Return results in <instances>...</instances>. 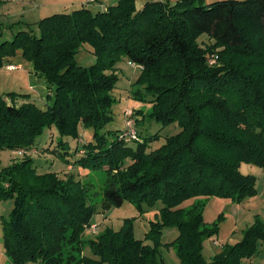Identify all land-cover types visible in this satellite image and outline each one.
Returning a JSON list of instances; mask_svg holds the SVG:
<instances>
[{
	"label": "trees",
	"instance_id": "obj_1",
	"mask_svg": "<svg viewBox=\"0 0 264 264\" xmlns=\"http://www.w3.org/2000/svg\"><path fill=\"white\" fill-rule=\"evenodd\" d=\"M136 1L118 0L97 12L83 6L54 13L40 19L38 32L21 29L0 42V68L17 66L12 58L20 52L55 87L47 107L30 94H0V149H32L55 125L60 139L52 152L69 165L107 169L105 207L162 202L146 233L154 243L135 237L129 219L119 230L106 228L86 239L95 206L84 189L73 190L79 186L74 177L65 182L55 171L39 172L32 157L6 166L0 159V201H15L2 220L12 264H166L159 247L167 226L179 230L168 244L181 264H254L264 221L256 217L241 241L206 260L204 241L219 228L204 211L210 196L242 203L257 192V178L240 166H264V72H249L252 61L264 59V0H146L140 7ZM204 34L212 44L201 45ZM85 44L97 57L87 67L76 61ZM213 52L251 60L244 67L229 61L213 66ZM124 57L142 69L134 97L151 103L156 121L180 126L154 150L153 135L138 132L130 142L123 129L103 132L114 119L115 64ZM84 128L92 136L71 150L66 138L79 140ZM87 245L95 256L85 254Z\"/></svg>",
	"mask_w": 264,
	"mask_h": 264
},
{
	"label": "rangeland",
	"instance_id": "obj_2",
	"mask_svg": "<svg viewBox=\"0 0 264 264\" xmlns=\"http://www.w3.org/2000/svg\"><path fill=\"white\" fill-rule=\"evenodd\" d=\"M118 0H95L86 5L93 11L103 10L105 7L115 4ZM146 0H137L136 5L140 7ZM174 3L176 0H169ZM216 0H205L209 4ZM84 0H0V42L11 39L13 34L21 29L30 28L38 32V23L41 18L54 13L72 12L81 8ZM201 45L206 46L212 44V40L206 34L199 38ZM217 48V47H216ZM214 48V49H216ZM219 53V52H218ZM213 52L208 57L210 65H221L222 61H229L234 65L241 67L248 66L251 59L227 54H218ZM219 55L221 61H219ZM13 58L22 64V68L11 67L0 69V94L8 95L10 92L30 94L41 107H47L53 103L54 85L46 81L43 74L30 72L32 63L26 59L22 53L18 52ZM76 61L81 66H90L97 61L95 53L88 44L80 48L76 54ZM115 73L118 80L113 89L115 98L112 105L114 119L106 127L103 132L109 130H121L126 126V110H132L136 120V128L142 137L155 136L150 141L149 150H154L164 145L167 137L176 135L180 131L177 122L161 123L151 117V103L134 97L133 92L141 89L140 78L142 69L128 61L127 58H121L115 64ZM249 72H264V59L258 62H251ZM51 95V97H49ZM9 101L11 98L7 97ZM22 100L19 96L14 98L15 103ZM79 140L71 137L66 138L73 150L79 144L83 145L86 138L92 136L91 128L82 130ZM60 134L55 125L45 128L44 132L36 139L34 147L29 150H11L0 149V159L2 165L6 166L14 161H20L23 158L32 157L34 165L39 172H57L56 177L59 180L67 181L70 177H74L79 186H73V190H85L88 203L95 206L90 222L96 224L94 232L91 226L86 228V239L95 238L106 228L114 230L121 229L127 220L133 226L135 237L139 239H147V243H154L153 240L147 238L151 222L158 220V213L163 206L162 202H158L155 206L148 204L138 207L130 200L124 202L120 207L104 206V190L108 180V171L106 168H82L79 165H69L66 159L59 157L52 149H56ZM86 136V137H84ZM133 142V141H132ZM66 150H62L64 153ZM67 158L72 159L71 155ZM130 159L126 160L129 163ZM127 165V164H125ZM240 170L243 174L254 175L256 179L257 192L247 198L242 203H236L231 198L210 196L206 201L204 211L205 220L208 223H216L218 225V234L208 238L203 244V256L206 260H212L216 255L223 251L224 246H232L241 241L244 237V230L250 226L259 217L264 221V166H258L243 162ZM56 178V179H57ZM193 199L186 200L182 206L189 205ZM15 206L14 199H5L0 201V264H12L7 257L3 243V225L2 220L10 216ZM179 234V230L175 226H167L161 235L160 257L166 264H181L174 247L170 244ZM85 254L95 256L90 246H85ZM254 264H264V239L257 242V252L252 257Z\"/></svg>",
	"mask_w": 264,
	"mask_h": 264
},
{
	"label": "built area",
	"instance_id": "obj_3",
	"mask_svg": "<svg viewBox=\"0 0 264 264\" xmlns=\"http://www.w3.org/2000/svg\"><path fill=\"white\" fill-rule=\"evenodd\" d=\"M17 1V0H16ZM95 0H84V3H90L94 2ZM14 67V66H13ZM126 128L124 129L123 136L127 141H134L138 138V130L136 128V120L133 116V111L132 110H126ZM91 228L93 231H96V224H92Z\"/></svg>",
	"mask_w": 264,
	"mask_h": 264
},
{
	"label": "crops",
	"instance_id": "obj_4",
	"mask_svg": "<svg viewBox=\"0 0 264 264\" xmlns=\"http://www.w3.org/2000/svg\"><path fill=\"white\" fill-rule=\"evenodd\" d=\"M143 4H144V2H143ZM143 4H142V5H143ZM142 5H141V6H142ZM83 6H87V5L83 2L82 5H81V7H83ZM12 62H13V63H17V66H15L16 64L13 65V66L18 67V68H22V64H21L19 61L17 62V61L15 60V58H12ZM8 67H11V66H4V67H1V68H8ZM1 68H0V69H1ZM29 70H30V72H33L31 69H29ZM20 102H21V101H20ZM20 102H19V103H20ZM252 262H253V261H252ZM253 263H254V262H253Z\"/></svg>",
	"mask_w": 264,
	"mask_h": 264
}]
</instances>
